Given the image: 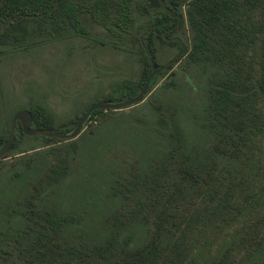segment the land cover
<instances>
[{"label":"trees","instance_id":"16d2710c","mask_svg":"<svg viewBox=\"0 0 264 264\" xmlns=\"http://www.w3.org/2000/svg\"><path fill=\"white\" fill-rule=\"evenodd\" d=\"M162 1L181 14L165 36L185 51L140 101L92 109L71 138L15 121L0 157V264H264V0ZM174 22L159 0H0V55L101 34L138 67L104 97L116 102L163 63L158 45L166 60L180 49L160 35ZM89 105L53 125L29 104V126L67 132ZM12 112L0 95V145ZM123 138L135 153L111 169L96 156ZM87 159L89 173L67 177Z\"/></svg>","mask_w":264,"mask_h":264},{"label":"rangeland","instance_id":"374dc122","mask_svg":"<svg viewBox=\"0 0 264 264\" xmlns=\"http://www.w3.org/2000/svg\"><path fill=\"white\" fill-rule=\"evenodd\" d=\"M94 31L98 32L96 28ZM97 36L99 38L96 39L72 36L1 54L0 95L4 109L12 112L32 103H39L48 111L53 125H59L85 106L106 101L104 97L111 95V86L115 81L135 77L138 67L129 62L125 52L104 44L101 34ZM166 49L168 48L158 45L159 51L155 57L157 63L164 62L168 57ZM174 69L175 65L170 71ZM170 71L157 76L142 101L146 100ZM83 124L84 129L92 127L87 118ZM132 153L135 150L123 138L107 153L96 157L114 161L112 169L131 161ZM98 163L99 161H93L95 165ZM80 164L73 166L68 178L91 171L90 160L87 161L90 169L86 168L87 164Z\"/></svg>","mask_w":264,"mask_h":264},{"label":"water","instance_id":"95a60500","mask_svg":"<svg viewBox=\"0 0 264 264\" xmlns=\"http://www.w3.org/2000/svg\"><path fill=\"white\" fill-rule=\"evenodd\" d=\"M159 3L167 11L169 16L175 17V22L173 24H171L170 26H168L166 29L162 30L160 35L164 40H172V39L177 40L179 43L180 49L174 54V56L169 61L163 62L162 64H159V65L158 64H152L153 69L150 72H148L143 83L139 87V90L137 91V93L134 96L127 98V99H124V100L116 101V102L98 101V102L91 103L80 114V116L76 120L73 127L67 132H56V131H53V130L48 129V128L31 127V126H29V122H30L29 110L26 108L15 110L12 112V114L9 118V122H8V125L6 128L5 138L2 142V144L0 145V157L3 156V154L5 153V151L7 150V148L9 147V145L13 141V138H14L13 128L15 125V121L19 122L20 129H21L22 133H24L26 135L43 134V135L54 136L57 138H71V137H74L78 133L80 127L82 126V123L85 121L89 112L92 109H95V108H103V109H105V108H111V109L123 108L124 110H127L128 106L140 101L143 93L145 92V89H146V86L148 84L150 77L153 74H155V73H157L163 69H168L169 68V66H168L169 62H171L172 60L177 58L179 55H181L185 51V45L181 42V40L177 36H174V35L170 36V37L165 36V31L174 27L180 21L181 14L171 10L170 8H167L162 0H159Z\"/></svg>","mask_w":264,"mask_h":264},{"label":"flooded vegetation","instance_id":"af4514ba","mask_svg":"<svg viewBox=\"0 0 264 264\" xmlns=\"http://www.w3.org/2000/svg\"><path fill=\"white\" fill-rule=\"evenodd\" d=\"M173 56H174V55H173ZM173 56H172V57H173ZM172 57H171V58H172ZM171 58H170V59H171ZM170 59H168V60H165L164 62H166V61H169Z\"/></svg>","mask_w":264,"mask_h":264}]
</instances>
